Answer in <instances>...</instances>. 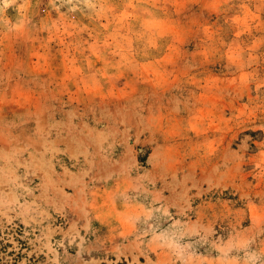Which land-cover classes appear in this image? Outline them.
Instances as JSON below:
<instances>
[{
  "label": "rangeland",
  "instance_id": "obj_1",
  "mask_svg": "<svg viewBox=\"0 0 264 264\" xmlns=\"http://www.w3.org/2000/svg\"><path fill=\"white\" fill-rule=\"evenodd\" d=\"M0 264H264V0H0Z\"/></svg>",
  "mask_w": 264,
  "mask_h": 264
}]
</instances>
